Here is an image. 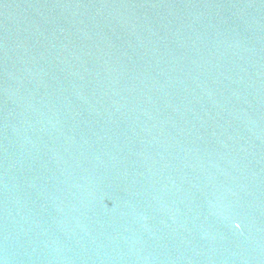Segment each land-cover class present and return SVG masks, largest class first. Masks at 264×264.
<instances>
[{"label":"water","instance_id":"95a60500","mask_svg":"<svg viewBox=\"0 0 264 264\" xmlns=\"http://www.w3.org/2000/svg\"><path fill=\"white\" fill-rule=\"evenodd\" d=\"M0 264H264V0H0Z\"/></svg>","mask_w":264,"mask_h":264}]
</instances>
